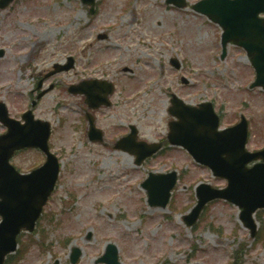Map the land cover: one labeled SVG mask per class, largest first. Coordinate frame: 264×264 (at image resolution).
Masks as SVG:
<instances>
[{
  "label": "rangeland",
  "instance_id": "1",
  "mask_svg": "<svg viewBox=\"0 0 264 264\" xmlns=\"http://www.w3.org/2000/svg\"><path fill=\"white\" fill-rule=\"evenodd\" d=\"M186 2L179 9L166 0H97L89 15L80 0H16L11 10H0V98L13 112L26 104L37 74L69 57L75 64L50 78L58 87L36 108L54 130L57 187L33 233L19 236L20 251L5 264H72L74 249L81 253L76 264H96L108 244L117 247L119 264H264V209L253 215L258 232L252 238L240 209L222 199L207 204L188 227L182 217L196 204V185L225 188L226 181L177 146L164 144L140 166L113 148L129 125L147 143L165 139L173 94L189 105L211 102L222 128L243 115L247 151L264 147V91L249 88L255 77L248 57L228 45L222 58L221 28L192 9L198 0ZM93 78L114 85L111 106L90 111L104 134L96 144L86 138L84 96L67 91ZM12 161L21 172L42 164L33 151ZM173 170L179 180L166 208L149 207L142 181L149 172Z\"/></svg>",
  "mask_w": 264,
  "mask_h": 264
},
{
  "label": "water",
  "instance_id": "2",
  "mask_svg": "<svg viewBox=\"0 0 264 264\" xmlns=\"http://www.w3.org/2000/svg\"><path fill=\"white\" fill-rule=\"evenodd\" d=\"M3 7L11 0H3ZM85 4L91 5L93 12L94 0H83ZM179 7H185L184 0H167ZM197 12L206 14L209 19L223 27L222 33V56L226 52V44L233 42L244 46L247 55L250 56L252 65L256 68V85L264 87V21L258 19V14L264 12V0H201L193 7ZM73 66L72 60L68 64L56 69L68 70ZM178 67V65L176 64ZM88 87V88H86ZM91 87L102 89V94H92ZM113 86L97 80L83 82L78 86H72V92H84L87 96L86 102L90 108L109 106L108 94L112 93ZM171 102L174 107L170 108L178 121L170 123L168 141L170 144L184 146L195 160L211 168L214 176H220L227 180L226 189H213L209 185L200 184L197 187L196 206L183 220L192 225L208 201L218 197L233 202L239 208H243L240 218L245 226L251 230V236L255 234V224L252 213L264 207V150L256 153H247L244 150L247 138V124L244 119L234 127L217 131L219 125L218 117L210 103H203L198 108L185 106L175 98ZM90 134L101 141V133L93 126V118L88 114ZM9 125L10 134L4 138L8 145L9 153H0V264H4L7 254L15 252L17 242L15 240L19 232L26 228L34 230L36 220L39 218L43 205L54 189L55 180L58 176V162L54 155L48 152L47 138L49 136L48 124L44 123V136L40 142V148L47 154L46 163L30 175H19L13 169L8 160L11 151L21 148L26 141L20 132L15 133ZM99 132V133H98ZM136 129L132 126L131 133L115 145L131 152L140 164L146 157L151 156L161 146L159 144L147 145L144 142L136 143ZM32 145H38L35 141ZM261 159L263 162L247 168L246 165L252 160ZM176 172L167 174L150 173L147 180L142 184L147 191L150 206L164 208L169 201L170 192L176 182ZM79 253L75 251L72 263L79 259ZM117 250L115 246H109L106 253L98 262L107 264H118Z\"/></svg>",
  "mask_w": 264,
  "mask_h": 264
},
{
  "label": "flooded vegetation",
  "instance_id": "3",
  "mask_svg": "<svg viewBox=\"0 0 264 264\" xmlns=\"http://www.w3.org/2000/svg\"><path fill=\"white\" fill-rule=\"evenodd\" d=\"M3 55H4V51H3ZM2 55V56H3ZM25 67L28 69L29 67L31 68V69H33V66H31V64H29V63H27L26 65H25ZM35 69V68H34ZM51 69L50 70H48V71H44L43 72V74L42 73H39V74H37L36 75V81H35V83H34V86H33V88H31L30 89V91H29V93H28V98H29V106H27V107H25V108H19V111H16V112H12V110H10L9 108H8V110H9V116L11 117V118H13V119H15L16 121H18L19 123H21V124H23V122L25 121V120H23V115L27 112V111H29L30 109H32V112H33V115H34V111H35V108H36V106H37V104H38V102H39V100L41 99V97H43V96H45L46 94H48L50 91V89H52V88H50L49 89V85L50 86H53V83H52V81H50V82H48L49 80H50V78L52 77L51 76ZM40 83V87H41V89L40 90H38V84ZM54 87V86H53ZM41 91L42 92H44V93H41ZM46 91V92H45ZM40 98V99H39ZM37 99H39L38 101H36V103H35V105L34 106H32L31 107V104L33 103V101H35V100H37ZM6 100V99H5ZM2 101V100H1ZM6 102V101H5ZM7 103V102H6ZM36 115H34V118H36L35 117ZM36 119H38V118H36ZM5 130H6V127L0 122V135H2V134H4L5 133ZM22 151H24V149H22L21 151H17V152H15V155H14V157L15 156H18V155H21V152ZM37 151V150H36ZM38 152V151H37Z\"/></svg>",
  "mask_w": 264,
  "mask_h": 264
}]
</instances>
